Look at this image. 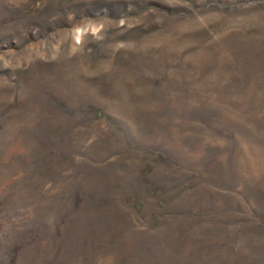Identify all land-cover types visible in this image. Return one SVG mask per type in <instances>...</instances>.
Here are the masks:
<instances>
[{"label": "rangeland", "instance_id": "374dc122", "mask_svg": "<svg viewBox=\"0 0 264 264\" xmlns=\"http://www.w3.org/2000/svg\"><path fill=\"white\" fill-rule=\"evenodd\" d=\"M0 264H264V0H0Z\"/></svg>", "mask_w": 264, "mask_h": 264}]
</instances>
